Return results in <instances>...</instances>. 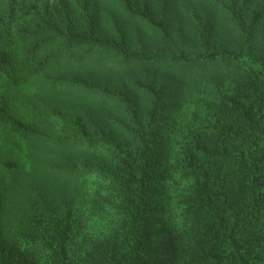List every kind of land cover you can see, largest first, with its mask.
Masks as SVG:
<instances>
[{"label": "trees", "instance_id": "obj_1", "mask_svg": "<svg viewBox=\"0 0 264 264\" xmlns=\"http://www.w3.org/2000/svg\"><path fill=\"white\" fill-rule=\"evenodd\" d=\"M110 1L120 21L105 26L90 0L0 3L1 168L20 171L17 141L98 151L81 173L42 165L92 179L76 182L77 198L22 207L12 239L43 248L45 264H264V0H218L223 21H162L138 0ZM133 27L159 45H135ZM89 69L102 82L80 75ZM93 84L120 106L126 136L91 135L58 105L31 116L17 92ZM2 183L0 223L13 195ZM14 247H0V264L42 258Z\"/></svg>", "mask_w": 264, "mask_h": 264}, {"label": "rangeland", "instance_id": "obj_2", "mask_svg": "<svg viewBox=\"0 0 264 264\" xmlns=\"http://www.w3.org/2000/svg\"><path fill=\"white\" fill-rule=\"evenodd\" d=\"M34 0H20V5L27 7ZM93 5L97 4V11L102 25L109 24L111 21H120V12L116 4L110 0H90ZM218 0H138L140 5L147 10L155 19L162 21H206L208 14L212 12L215 21H223V15L217 13ZM3 4L4 0H0ZM0 4V5H1ZM124 20V18L122 17ZM186 26H189L186 24ZM143 29V30H142ZM131 28V39L137 46L154 47L159 45V37L154 31H147L144 28ZM185 35L189 36L187 31L183 30ZM186 40H191L187 38ZM94 70L81 71L89 82L99 84L102 78L99 79L94 76ZM141 74H132L133 78ZM131 79L130 75L129 78ZM93 81V82H92ZM99 82V83H98ZM91 86V88H69L58 87L54 91H46L45 86L29 85L21 89H17L20 96L22 107L24 100L29 101L26 109L29 115H37L41 117L38 110H44L50 105H58L65 110H70L77 113L85 122L86 127L91 135H97L106 131L118 132L114 133L117 137L126 136L124 127L119 122L121 108L119 105L111 104L103 99H100L97 88L98 86ZM50 93H45V92ZM52 97H56L55 100ZM111 104V105H110ZM36 107V108H35ZM44 128H52L55 126L54 122L43 121ZM123 132V133H122ZM3 131L0 130V147L3 143ZM112 137V136H111ZM14 156L20 154L19 172L10 173L11 171L3 170L0 164V179L5 187L12 189V196H9L5 201V208L3 211L2 220L0 223V247L7 248L9 243L13 242L15 253L19 259H23V253L29 254L34 252L42 253V258L37 257L36 264H45L47 256L44 255L43 248L28 247L20 245L17 240L11 237L10 229L13 220L22 207L36 206L40 207L38 201H42L43 205L62 203L63 198L76 197L75 189L76 182L79 180L82 188L84 184H88L92 179H87V176H81L74 180L72 173L69 171L51 172L42 167L43 164L54 165H69L73 170H78L79 173L86 167L85 164L90 159L96 157L98 151L95 149L92 152H85L82 149H76L73 145L67 146L65 150L50 149L45 144L31 141L29 144L17 141L15 145ZM18 150V152H17ZM94 164L97 162L94 160ZM7 185V186H6ZM79 188V189H80ZM74 193V194H73ZM79 235V234H78ZM45 258V259H44Z\"/></svg>", "mask_w": 264, "mask_h": 264}]
</instances>
